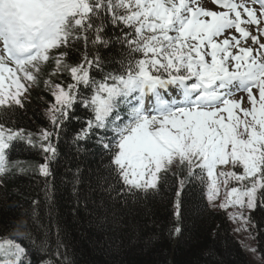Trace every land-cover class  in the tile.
Wrapping results in <instances>:
<instances>
[{
    "label": "snow or ice",
    "instance_id": "snow-or-ice-1",
    "mask_svg": "<svg viewBox=\"0 0 264 264\" xmlns=\"http://www.w3.org/2000/svg\"><path fill=\"white\" fill-rule=\"evenodd\" d=\"M212 2L222 10L198 0H0V189L13 169L45 178L43 201L32 200L0 229V264H33V251L39 264H72L62 228L51 211L45 219L38 211L42 203L51 207L48 178L63 135L78 155L98 157L88 170L90 191L101 193L90 215L101 233L93 243L116 247L112 205L158 195L172 177L177 221L186 184L199 181L207 207L238 208L229 218L257 231L253 213H264V0ZM110 45L119 46L115 54L103 55ZM41 83L51 97L50 127L36 133L18 126L17 110ZM237 93L247 94L249 106ZM14 150H38L44 162L25 167L10 160ZM83 179L78 166L73 212L87 210ZM181 232L175 226L170 235Z\"/></svg>",
    "mask_w": 264,
    "mask_h": 264
},
{
    "label": "trees",
    "instance_id": "trees-1",
    "mask_svg": "<svg viewBox=\"0 0 264 264\" xmlns=\"http://www.w3.org/2000/svg\"><path fill=\"white\" fill-rule=\"evenodd\" d=\"M113 47L119 46L110 45L102 50V54L114 55ZM71 55L78 56L77 53ZM53 66L50 62L45 72H50ZM50 99L43 91L42 83L34 88L25 108L17 110L18 126L36 133L49 128L45 109ZM78 128L79 125H73V130ZM67 140L68 136L63 135L57 142L59 155L51 165L52 176L48 178L52 188L51 207L42 203L38 211L42 219L51 211L52 220L62 228L67 244L65 250L72 264H249L231 233L226 215L207 207L199 181L186 184L181 194V217L177 221L173 214L175 189L178 187L176 177H172L158 195L145 197L139 194L140 199L129 198L127 204H113L112 209L119 219L115 233L120 237L118 245L108 247L93 243L101 238V233L90 223V215L101 193L90 191L88 170L97 167L98 157L78 155ZM10 160L20 161L25 167L44 162L38 150H14L10 153ZM78 166L84 178L78 189L81 196L89 195V203L87 210L81 205L73 212L76 197L72 179ZM7 175L10 178L0 189V193L7 194L6 199L0 196V229L8 226L13 217L30 209L32 200L43 201L41 188L45 178L37 172L13 169ZM91 187H95L94 179ZM6 206H13V211H6ZM253 216L258 222L257 231H251L255 252L264 264V213H253ZM175 226L181 227L180 235H170ZM39 259L38 253L33 251V264H39Z\"/></svg>",
    "mask_w": 264,
    "mask_h": 264
},
{
    "label": "rangeland",
    "instance_id": "rangeland-1",
    "mask_svg": "<svg viewBox=\"0 0 264 264\" xmlns=\"http://www.w3.org/2000/svg\"><path fill=\"white\" fill-rule=\"evenodd\" d=\"M198 2L204 3L205 0H200ZM205 5H206V9H207V7H209V4L205 3ZM246 95H247L246 93H240L236 97H234V99L239 97V96H246ZM242 107H247V105L242 102ZM229 186H231V182H230ZM224 194H225V190L222 187L221 188V197H220L221 199H223ZM211 210L216 211V212L223 211V213L226 215V217L228 219L229 227H230L231 232H232V235L237 240L238 244L240 245L241 249L243 250V252L245 254V258L247 259L248 263L249 264H262L260 258L257 256V254L255 252V244L253 241V237L250 234V230L249 231L244 230L245 226L243 224V221H241L239 219L234 221V220L229 218V213L238 212L239 209L234 208V207H229L226 210H221L218 208H211ZM247 227L250 229L249 225H247ZM237 229H239V230H237Z\"/></svg>",
    "mask_w": 264,
    "mask_h": 264
}]
</instances>
